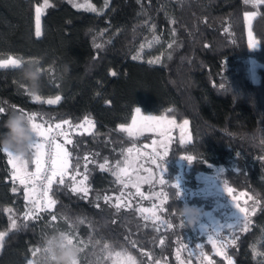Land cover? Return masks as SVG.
I'll list each match as a JSON object with an SVG mask.
<instances>
[{
  "label": "trees",
  "instance_id": "16d2710c",
  "mask_svg": "<svg viewBox=\"0 0 264 264\" xmlns=\"http://www.w3.org/2000/svg\"><path fill=\"white\" fill-rule=\"evenodd\" d=\"M82 1L48 0L44 8V0H0V58L38 61L43 72L39 95L61 97L56 104L36 102L18 69L0 70V106L6 109L0 133L7 131V114L17 109L35 114V122L45 128L85 115L97 121L89 133L67 135L71 144L64 136L57 140L71 154L68 170L87 176V196L72 191L69 176L49 190L57 221L83 240L79 264H111L112 253L121 247L130 248L138 264L159 259L179 264L176 248L193 228L176 214V205L184 203L173 184L182 154L193 157L186 171L188 187L199 185V174L216 173L234 193H245L246 228L231 242L225 238L229 230L220 228L219 239L232 264H264V66L254 81L249 63L255 58L264 64V1L87 0L96 11L75 6ZM34 5L43 8L39 37ZM157 33L168 44L161 62L136 60L139 47ZM133 106L190 124L191 141L174 142L163 161L171 228L145 219L134 206L112 203V195L128 189L114 172L133 143L118 128L131 122ZM25 160L35 171L32 150ZM189 199L207 210L219 198ZM27 212L24 188L10 180L0 148V233L5 232L0 264H24L22 256L42 247L51 231L48 213L25 219ZM204 248L217 264H227L213 253L212 244L205 242Z\"/></svg>",
  "mask_w": 264,
  "mask_h": 264
},
{
  "label": "rangeland",
  "instance_id": "374dc122",
  "mask_svg": "<svg viewBox=\"0 0 264 264\" xmlns=\"http://www.w3.org/2000/svg\"><path fill=\"white\" fill-rule=\"evenodd\" d=\"M262 1L264 0H260V2ZM250 2L255 3L253 2V0H250ZM81 4L88 5L90 3L87 0H83L79 3V5ZM37 8L42 9L39 15V27L41 30V17L43 8L38 5L33 6L35 14V29L37 28ZM253 17L254 15H250V19H252ZM249 35V38L251 40L252 34L250 33ZM156 37H158L159 39L156 40ZM167 48V39L161 34L157 33L139 47V49L134 54V58L149 65H156L161 62ZM249 63L251 78L254 81H259V68L263 67L264 64L255 58H249ZM40 97L42 103L48 104L46 103V100L54 99L56 96L46 97L40 95ZM142 99L143 101H146V94H143ZM147 118H153V123L155 126L151 129L142 130L134 136H129L127 131L121 130V126L124 129H128L134 126V121L136 122V124H139ZM184 121H187L188 123L185 124ZM121 126L118 127L119 130L126 133L133 142L130 148L126 151L124 163L122 165H119V169H127L128 175H122L121 178L128 186V189L124 194L112 195V203H114L115 205L125 204L127 206H134L139 210L140 214L145 219L157 223L162 228H171L172 225L168 221L165 212L164 201L166 199V193L163 185L164 183H160V180H163L165 182L167 177V168L163 161L167 157L171 145L174 142L185 145L191 141L192 135L190 132L189 121H178L174 117L168 115L167 112H163L162 114H152L140 110L139 112L134 113L133 118L129 124ZM164 145H167V149H165ZM165 150H167L166 156L164 155ZM154 154L155 163H153ZM6 157L9 164L10 180L17 185H21L19 183V180L16 179L14 175L15 170L7 154ZM187 157L188 155L182 154L178 159L179 169L173 184L175 186L177 184L179 185V188H176L181 196H188L189 198L193 196H213L219 198L217 201L218 205L216 204L215 206H213V208L207 209L205 211L208 212L210 223L213 226L218 229L223 228L229 230L225 233V238L228 239V242H231L234 238V234L239 232V230L245 229L247 226L248 221H244V217L248 214L247 207L245 205V193H234L231 187H228L219 181L216 173H201L196 176L199 185L191 188L188 187L187 184H185L186 171L189 168V163L186 159ZM27 171L33 172L29 171L28 169ZM67 172L68 175H66L65 177H71L72 175H75L76 181H72L73 186L75 185L76 187H80L79 181L84 178V173L79 169L73 172L67 170ZM85 181L84 186L87 187ZM21 186H23L24 188L27 211L30 212L34 208L33 201H39L38 192L36 189L35 191L32 190L31 184H29L27 187L25 185ZM228 189H231L232 191L229 192ZM48 196L51 197L50 195ZM46 205L47 201H45V203L43 204L44 209L42 210V208L37 209L36 203V211L34 212L33 216H37V212L40 215L43 212L48 213L49 217L47 220V224L51 228L50 232L56 230H64L67 233L73 235L74 242H76L80 248H83V240L68 225H63L57 221V216L54 214V205L50 208H47ZM226 206L228 207L226 208ZM197 207L201 208L204 211L202 207ZM240 209H244V212H241ZM52 216L56 217L55 221L52 220ZM237 218H240L241 221L244 222L236 225ZM228 225H233L234 227L230 228L228 227ZM196 232L197 231H195L193 227L191 232H189L186 236V242H181L176 248V256L179 264H217L216 258H214L212 254H210L204 248L205 242H209L210 244H212L213 253L218 257L223 258L227 262V264H229V261H231V259L227 256L224 247H222V242H218L216 239H200L199 234ZM197 245H200L201 247H197ZM37 249H40L41 251L38 254L34 255V252ZM116 253H120L121 255L117 257ZM128 256H131L134 259L135 264H138V259L128 247H121L116 249L112 253L111 264H129V261L127 259ZM41 259L42 247H35L31 250L30 254L22 256L24 264H30V262H32V264H41ZM156 264L167 263L159 259Z\"/></svg>",
  "mask_w": 264,
  "mask_h": 264
},
{
  "label": "snow or ice",
  "instance_id": "6c2138e0",
  "mask_svg": "<svg viewBox=\"0 0 264 264\" xmlns=\"http://www.w3.org/2000/svg\"><path fill=\"white\" fill-rule=\"evenodd\" d=\"M250 0H245V3H249ZM255 3H259L260 0H253ZM48 0H44V8L49 7ZM77 7H87L91 11H96V9L91 5H75ZM37 28L35 35L37 37L41 36V30L39 27V15L42 11L41 8H37ZM255 15V14H252ZM156 40L159 38L156 37ZM251 46H255L254 44ZM97 47H101L100 45H97ZM23 62V58L19 57H8V58H0V70L2 69H17V67ZM115 75V73H113ZM223 87V85H221ZM31 98L36 101V102H41V97L40 95H33L32 93H29ZM61 97L56 96L54 99H47L46 103L48 104H56L60 101ZM19 110V109H17ZM21 111V110H19ZM137 112L140 111L139 108L136 109ZM26 113V112H25ZM28 114V113H26ZM6 115V109L2 106H0V116ZM29 119L31 120L34 128V141L31 145V150H32V155L34 157V163L36 165L35 171L34 172H28L27 171V161L25 159H21L17 156H15L13 153L8 151L7 149H3V152L7 154V156L10 159V162L13 164V168L15 170L14 175L16 179L19 180V183L21 185H25L26 187L31 184L32 190L35 191L36 183L37 182H46L44 192L42 193V196L45 197L47 201V208L52 207L55 205L56 201L52 200L51 197H49L47 194L49 190L51 189L53 183H64V177L68 175V168H69V159H70V153L67 151L66 148L60 143L56 141V136H64L65 137V142L68 144L72 143V140L67 137V133L61 130V124H56L55 125V131L53 128L48 127L45 128L43 124L41 123H36L35 121L37 120V116L35 114H28ZM85 124L91 125L93 122L87 118H85L84 121ZM185 124H187V121H184ZM63 124L69 125L71 127V122L70 121H63ZM155 125L153 123V118H147L140 122L139 124H136L134 121V126L130 127L128 129H124L121 126V130L127 131L129 136H134L138 134L140 131L145 130V129H151ZM79 127H83L82 125H79ZM183 142V141H182ZM165 149H167V145H164ZM131 151V150H129ZM164 155H167V150H165ZM187 161L189 163L192 162L193 157L188 156ZM153 163H155V154L153 157ZM107 167V161H105L104 164L100 165V168L103 170ZM117 168L119 169V166L117 165ZM114 175H117L118 178H120L122 175L127 176L128 172L127 169H119L117 172H114ZM72 181H76V176L72 175L70 177ZM87 179V176H84L82 180L79 181L80 187H76L75 185L72 188V191L78 192V193H83L85 196H87L88 193V188L84 186V181ZM160 183L163 184L164 181L160 180ZM177 188H179V185H176ZM15 191V188L13 189ZM229 192H231V189H228ZM105 200L110 199L109 197H105ZM36 201H33L34 208L32 211L28 212L25 214V219H29L33 217L34 212L36 211L35 205ZM119 207V205H117ZM11 211V210H9ZM241 212H244V209H240ZM255 211V209H253ZM56 217L52 216V220L55 221ZM247 220V216L244 217V221ZM241 221L240 218H237V223L236 225L244 222ZM83 222V221H81ZM235 225V226H236ZM11 227L15 229L17 227V224L15 220L12 221ZM228 227H234L233 225H228ZM71 239L74 241L73 235L69 233ZM5 236V233H0V242L3 241V238ZM212 239V236H209V240ZM234 242V241H233ZM197 247H201L200 245H197ZM223 247V245H222ZM41 250L37 249L34 252V255L38 254ZM80 251H82V248H80ZM121 254L116 253V256L119 257ZM129 264H135L134 259L131 256L127 257ZM32 264V262H30ZM229 264H231V261H229Z\"/></svg>",
  "mask_w": 264,
  "mask_h": 264
},
{
  "label": "clouds",
  "instance_id": "9594fccd",
  "mask_svg": "<svg viewBox=\"0 0 264 264\" xmlns=\"http://www.w3.org/2000/svg\"><path fill=\"white\" fill-rule=\"evenodd\" d=\"M17 69L29 92L39 95L43 77L39 62L23 61ZM3 127L7 131L0 133V148L7 149L21 159L27 158L34 141V128L29 115L19 110L11 111ZM176 214L189 227L196 225L201 216L198 207L187 203L176 205ZM80 253L79 245L71 239L69 233L56 230L43 240L41 264H78Z\"/></svg>",
  "mask_w": 264,
  "mask_h": 264
},
{
  "label": "built area",
  "instance_id": "2783aa9c",
  "mask_svg": "<svg viewBox=\"0 0 264 264\" xmlns=\"http://www.w3.org/2000/svg\"><path fill=\"white\" fill-rule=\"evenodd\" d=\"M85 118L91 120L93 123L91 125L85 124L84 123ZM66 121H68V120H66ZM59 124H61V130L64 131L65 133H67V135H75V134L89 133V132L93 131L97 125V121L93 116L85 115L79 121L71 122V127H69V125L63 124V122H60ZM82 124H83V127H79V125H82ZM55 125H53L51 127V128H53L54 131H55ZM59 137H62V136H56V141L58 140ZM45 185H46V182H37L36 183L35 189L37 190L38 196H39V201L37 202V209H40V208H42V210L44 209L43 204L45 203L46 199L44 196H42V193L44 192ZM47 195H49V192ZM183 198H184V203L193 205L190 202L188 196H183ZM199 209L201 212V216H200V219L197 222V224L193 226L195 231H197L198 234L204 236V238H206V240L209 239V236L211 235L212 239H216L218 242H220L219 229L210 223V220L208 217V212L205 210L203 211L201 208H199ZM39 215L40 214H38V212H37L38 217H40Z\"/></svg>",
  "mask_w": 264,
  "mask_h": 264
},
{
  "label": "crops",
  "instance_id": "0c3cea01",
  "mask_svg": "<svg viewBox=\"0 0 264 264\" xmlns=\"http://www.w3.org/2000/svg\"><path fill=\"white\" fill-rule=\"evenodd\" d=\"M137 108H139L140 110H142V108L141 107H139V106H133V110H134V113H136L137 111H136V109ZM28 169V168H27Z\"/></svg>",
  "mask_w": 264,
  "mask_h": 264
}]
</instances>
